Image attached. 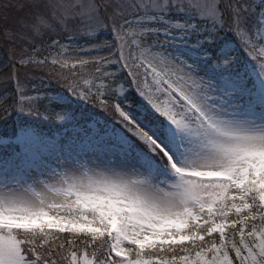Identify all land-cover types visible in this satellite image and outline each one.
<instances>
[{
  "label": "snow or ice",
  "instance_id": "1",
  "mask_svg": "<svg viewBox=\"0 0 264 264\" xmlns=\"http://www.w3.org/2000/svg\"><path fill=\"white\" fill-rule=\"evenodd\" d=\"M0 52V264H264V0H7Z\"/></svg>",
  "mask_w": 264,
  "mask_h": 264
},
{
  "label": "rangeland",
  "instance_id": "2",
  "mask_svg": "<svg viewBox=\"0 0 264 264\" xmlns=\"http://www.w3.org/2000/svg\"><path fill=\"white\" fill-rule=\"evenodd\" d=\"M6 2H7V0H0V4L6 3ZM5 59H6V57L3 54V52H0V71H2V70L7 71V69L3 68V64H4ZM2 92H3V89L0 88V93H2Z\"/></svg>",
  "mask_w": 264,
  "mask_h": 264
},
{
  "label": "trees",
  "instance_id": "3",
  "mask_svg": "<svg viewBox=\"0 0 264 264\" xmlns=\"http://www.w3.org/2000/svg\"><path fill=\"white\" fill-rule=\"evenodd\" d=\"M0 72H5V70H2V71H0Z\"/></svg>",
  "mask_w": 264,
  "mask_h": 264
}]
</instances>
